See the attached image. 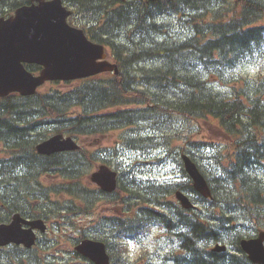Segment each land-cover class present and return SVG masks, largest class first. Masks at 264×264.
<instances>
[{"label":"trees","instance_id":"1","mask_svg":"<svg viewBox=\"0 0 264 264\" xmlns=\"http://www.w3.org/2000/svg\"><path fill=\"white\" fill-rule=\"evenodd\" d=\"M74 1L81 3V6L88 4L86 1ZM102 1L92 0V3L100 4ZM169 1L170 11L182 12L183 4L189 6V10L195 11L190 4L193 0ZM162 6L160 3L150 7L140 5L133 13L139 12L142 15H136L133 20L129 19L132 11L117 10L119 12L108 25L112 32L132 23L133 27L138 29L140 24L137 22L140 19L144 24L143 28H147L149 24L145 21L146 16L154 11L161 14ZM231 10L230 4H224L222 12L214 13V22L201 26L203 44L200 50L197 42L185 45L162 43L161 46L171 47L170 51L166 53L161 67L151 69V72L147 71L146 74L150 78L153 77V82H162L160 85L154 83L161 93L171 92L165 101L166 110H172L190 119L205 120L213 117L221 122L227 132L231 133L230 150L237 154L236 165L246 166L249 161L247 168L251 169L264 161V80L238 79L226 92L216 91L204 80L205 75H213L220 69L224 72L226 68L246 60L264 46V26L245 29L235 23H227L224 18ZM241 11L240 24L259 22L258 13L264 11V0H248L242 3ZM182 55L184 56L180 58ZM112 78L100 76L92 81H85L75 89L74 94L66 98L57 95L47 102V96L39 93L33 98L25 99L23 105L11 102L13 97L6 98L4 104H0V143L9 144L11 151H8V155L13 151L14 156V163L11 165L4 166L5 161L1 162V167H6L7 170L0 173V188L5 190L4 186L12 185L7 191L10 198L18 194L32 193L34 197L27 201V204H30L44 192L65 191L84 199L86 206L90 205L97 191L85 186L83 181L88 169L94 164L96 155L79 150L75 153L40 157L35 154L34 143L30 138L35 136L36 127H40L38 122L41 118L54 121L52 123L56 125V133L101 135L110 132L112 128L131 126L136 121L148 117L140 112L121 113L119 111L122 110H114L125 103L123 98L127 97L128 91L122 88L121 82L118 83L117 79ZM172 86H176L175 89H172ZM168 101L169 103H166ZM62 109L64 118L55 113ZM16 164H24L25 174L21 177H15L10 170L16 167ZM231 173L236 181H239L244 197L236 198L228 194L225 200L228 213H247L248 220L258 222L257 226L260 225L264 218L263 189L254 179L240 178L243 172L238 168ZM44 175H47V178L59 176L61 180L48 186L42 180ZM248 181H251V184H247ZM118 194L123 196L124 191L121 189ZM244 198L247 201L245 206ZM1 202L5 203L3 199ZM14 202L18 206L16 210H28L26 203L20 205L19 196L11 203ZM124 203L129 206V202ZM74 207L75 205H71L70 210L73 211ZM221 211L224 212V209ZM146 212L148 222L154 221L168 229L177 228L175 235L178 238L179 250L173 255L172 264H252L238 250V243L243 235L236 225H232L233 217H222L215 224L200 220L199 216L193 214L187 216L179 210L174 217H166L164 213L151 209ZM139 222L141 225L144 221L138 216L127 217L122 229L128 234ZM217 242L229 244L237 254L211 252L209 246ZM110 254L113 257L116 253L112 250ZM116 260L114 258V261Z\"/></svg>","mask_w":264,"mask_h":264},{"label":"water","instance_id":"2","mask_svg":"<svg viewBox=\"0 0 264 264\" xmlns=\"http://www.w3.org/2000/svg\"><path fill=\"white\" fill-rule=\"evenodd\" d=\"M52 4L23 7L16 11L14 17L0 19V97L16 91L21 95H31L37 85L54 72L66 77L72 74L87 76L112 68L106 63H94V58L98 55H90L92 49L85 45L82 33L65 25V17L69 13L60 7V0H55ZM21 62L38 63L47 69L42 71L41 76L34 78L22 67ZM75 149L77 146L74 142L62 139L61 135L36 147L38 153L47 155ZM189 172L192 174L193 171ZM115 176L114 172L101 166L92 174L91 181L105 191H112L115 188ZM195 182L198 191L207 196L208 191L203 181L195 179ZM177 197L180 199L182 196L177 193ZM185 202L182 199L183 205ZM23 224L32 228H44L40 220L26 222L15 214L8 226L0 225V245L13 242L29 247L34 236L31 228L22 230ZM263 241L264 233H260L257 239L240 242L242 250L254 263L264 264ZM78 249L96 264H109L102 243L84 242ZM215 250L223 251L225 248L217 247Z\"/></svg>","mask_w":264,"mask_h":264},{"label":"rangeland","instance_id":"3","mask_svg":"<svg viewBox=\"0 0 264 264\" xmlns=\"http://www.w3.org/2000/svg\"><path fill=\"white\" fill-rule=\"evenodd\" d=\"M94 1H100V0H94ZM108 3L107 8L105 9L106 11H110V9H112L115 4L112 3L113 0H105ZM129 8H131L132 11L129 14V19L133 20L134 17L137 15L138 17H140V14L142 15V13H133L134 8H136L137 5L132 4L131 2L129 3ZM92 9V8H91ZM92 12V10H90V13ZM111 12L110 13V18L113 19L116 15ZM176 16V15H174ZM107 17V15H106ZM179 18L181 16H178ZM98 18V13L95 14V19ZM74 20H78V16H74L73 17ZM167 21V20H166ZM148 22V20L146 21ZM264 22V21H262ZM140 24V28H143V22L142 20H138V22ZM185 24V23H183ZM110 28V27H109ZM146 30V29H144ZM122 31V30H121ZM167 34L168 32H170L171 35H177L180 38H184L188 33H189V29L187 31H184L182 29V27L174 24L173 22H169L168 24V28L166 29ZM123 33V32H122ZM166 34V35H167ZM124 35V33L122 34ZM156 33H152V39H154V37L156 36ZM165 35V36H166ZM140 36V35H139ZM167 38V37H166ZM150 41L151 38H146V39H142V43L144 46H150ZM129 47L131 49H135L133 45H129ZM176 56H174L175 58ZM166 61V60H165ZM264 62V61H262ZM251 69V71H244V69ZM261 67L260 65H257V63H255L254 65L251 66H246V67H242L240 69V72L244 73V74H249V75H254L257 72L261 71L260 70ZM264 70V69H263ZM234 74H236L234 72ZM181 125V123H180ZM150 127V125H141L139 124V128L138 126L136 127V129H140V131L145 130L146 128ZM179 124L177 125L176 123H172L170 126L165 127V132H173L176 129H179ZM132 129H135V127H132ZM37 132H40L43 136L42 139L46 138L47 136L49 137L51 135V133L49 134V132H46L45 129H39ZM35 136L33 138H30L33 142H36L38 140V135H36V133L34 134ZM123 137H118V141L119 142H124L125 139H128L129 136L126 135L124 136L123 134H120ZM114 137L117 136V134L113 135ZM116 139V138H115ZM111 140L113 139H106L104 141H102V143L100 144L101 148L102 145L103 147H108V143L111 142ZM226 138L217 130H212L211 131V137L209 138H205L203 140L204 143H210V144H216V143H221L224 144ZM90 140H84L82 141V146L84 147V150H90L92 148V146L89 145ZM153 142V141H152ZM181 142V141H180ZM115 144V142H114ZM150 144V143H148ZM151 145V144H150ZM119 148V147H118ZM102 157H105L106 159L110 160L115 154L114 151L111 154H107L102 152L101 153ZM200 158H198V160L204 164V165H210L213 166L214 165V160L212 158H204V154L201 153L200 154ZM197 157H195L196 159ZM222 158V157H221ZM169 159L168 156H166V160ZM225 159L227 160V157H225ZM160 160L159 156H158V152L153 151V148H147L144 149V151H126L124 152V159H112V161H115V164L113 165V168L116 169L117 166H119L118 168L120 169V171H123L125 169H131L133 170V172L136 173H140V176L146 175V177H149L150 179L153 180H168V181H173L174 177H180L181 180L183 179V173L182 170L179 166V164L176 162L175 158L169 159V161L164 162V163H160L157 164L156 161ZM223 160V159H222ZM197 161V159H196ZM197 161V162H199ZM123 180L125 181H131L132 178L130 175L124 174L123 175ZM180 181V180H179ZM138 186L140 185V187H144L145 183L143 181L138 182L137 181ZM107 206V202H102L100 204L97 205V207L95 209H93L92 211L90 210L88 213L81 215V216H77V218L74 219L75 222L81 224L83 227H87L89 224V222L91 221H95L96 219H98L101 215L105 216V215H109L104 209ZM102 211V212H101ZM62 223V222H60ZM58 228H60V232L58 234H56L55 236L51 234V238H55L57 240V244L55 245V249L51 250L50 252L52 254H54L55 251L59 252V253H66L67 251V245L66 242L68 239H70V234L66 228V226L60 225ZM62 233H67L65 234H61ZM161 232L159 230H154L152 229V232L146 236L142 242L140 244L135 243V242H131L128 244V257L131 259H136L137 257H159V253H161V256H164V253L168 250H171L173 247V251L175 252L176 250V242L173 240V238L168 242V240L161 236L160 238H157V235H159ZM171 244V245H170ZM39 255H41L38 252ZM70 258L69 256H66L64 261H69ZM53 261V257H50V259L47 261L48 263H51Z\"/></svg>","mask_w":264,"mask_h":264},{"label":"bare ground","instance_id":"4","mask_svg":"<svg viewBox=\"0 0 264 264\" xmlns=\"http://www.w3.org/2000/svg\"><path fill=\"white\" fill-rule=\"evenodd\" d=\"M182 12H185V13H189V14H195L196 12L195 11H191L189 9H186V10H183ZM153 14L156 15V19H150L147 23L149 24V26L147 28H144V29H147V30H144V29H141V28H138V29H135L133 27L132 24H129L127 27H124L122 29H120L119 31H115V32H112L108 38L109 39H112V40H115V41H123V44L129 49V50H132L129 45H133L135 49H140L141 51H145V50H148L150 48H153V47H156V46H161L162 43H165V42H159V41H156V40H153L152 39V32L150 30L153 29V26H152V23L156 20H158L161 16V14H158V13H155L154 12H149V14L146 16L145 19L147 18H151L153 16ZM122 30V31H121ZM191 31V29H189ZM189 31V32H190ZM124 35H122L123 33ZM140 35V36H139ZM151 38L152 41H150V46H144L143 43H142V39H146V38ZM173 38H176V35H173L171 37V39ZM166 43H170V42H166ZM185 121L181 122V125H183ZM139 124L140 126L142 125H150V127L146 128L148 130H154L155 129V126H156V122L155 121H152L150 119V117H146L145 119H140L138 121H136V123L134 125H131V126H127L129 128H132V127H136L138 126L139 128ZM172 124V122H169V121H165L163 123V126H162V131L165 132V127L167 126H170ZM175 124V123H174ZM55 127L56 125L53 124V123H50L48 125V131L46 132H49L51 129H54L55 130ZM40 129V127H36V129L34 130V134L36 133V135H39L40 132H37L38 130ZM150 144H147V146L145 147V149L147 148H154V144L152 141L149 142ZM4 146L6 147V149L8 151H11V148L9 146V144H4ZM21 153V151H18ZM105 153V152H104ZM116 152L114 151V154ZM23 154V152H22ZM167 156L169 157L170 156V151L168 152ZM98 161H101V162H108L109 160L106 159L105 157H102L101 153L98 155V158H97ZM14 163V156H13V151L7 155V158L5 160V163H4V166H8V165H11ZM14 175V174H13ZM131 176V175H130ZM21 177V176H20ZM132 180L131 181H125L123 180V177H122V180H121V189L124 191V195L123 196H127V195H131V194H134L137 192V190L140 188H143V187H140V185L138 186L137 184V180L133 178V176H131ZM18 179L16 178L15 179V183H17ZM140 181H142L140 179ZM119 196V194H118ZM117 197V196H116ZM80 213H84V212H80ZM78 213V214H80ZM245 214V213H243Z\"/></svg>","mask_w":264,"mask_h":264},{"label":"clouds","instance_id":"5","mask_svg":"<svg viewBox=\"0 0 264 264\" xmlns=\"http://www.w3.org/2000/svg\"><path fill=\"white\" fill-rule=\"evenodd\" d=\"M118 42L123 43L122 40H121V41H118ZM244 71H251V69H250V68H249V69H244ZM223 90H224V91H227L226 88H224ZM257 176H258L260 179H264V173H257Z\"/></svg>","mask_w":264,"mask_h":264},{"label":"snow or ice","instance_id":"6","mask_svg":"<svg viewBox=\"0 0 264 264\" xmlns=\"http://www.w3.org/2000/svg\"><path fill=\"white\" fill-rule=\"evenodd\" d=\"M219 175V173H217Z\"/></svg>","mask_w":264,"mask_h":264}]
</instances>
